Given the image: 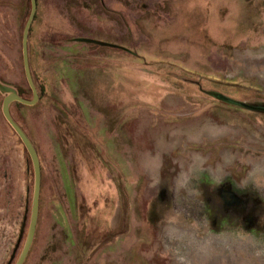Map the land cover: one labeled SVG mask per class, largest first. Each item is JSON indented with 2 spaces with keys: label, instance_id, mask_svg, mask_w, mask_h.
I'll return each instance as SVG.
<instances>
[{
  "label": "rangeland",
  "instance_id": "1",
  "mask_svg": "<svg viewBox=\"0 0 264 264\" xmlns=\"http://www.w3.org/2000/svg\"><path fill=\"white\" fill-rule=\"evenodd\" d=\"M23 2L0 0L16 88ZM31 29L42 95L11 108L43 173L24 264H264V0H38ZM4 96L0 264H15L35 176Z\"/></svg>",
  "mask_w": 264,
  "mask_h": 264
},
{
  "label": "water",
  "instance_id": "2",
  "mask_svg": "<svg viewBox=\"0 0 264 264\" xmlns=\"http://www.w3.org/2000/svg\"><path fill=\"white\" fill-rule=\"evenodd\" d=\"M38 0H31L30 3V13L28 20L25 22L23 37H22V51H23V64L25 68V76L27 82L31 88L32 99L25 98L18 93V89L11 84H7L0 80V92L4 94L2 113L5 119L9 122L11 128L17 133V135L22 140L28 154L31 158V163L34 170V192L32 196V209L30 213L29 230L27 231L26 239L23 248L20 251L18 259L15 264H24L29 254L30 248H32L35 232L37 231L38 216L40 214V196H41V186H42V167L40 155L33 144L34 142L28 136L26 131L20 126V124L13 118L11 114V104L15 101L27 104L29 106L35 105L39 100L38 88L32 76V70L29 61V48H28V38L30 34V28L35 15L37 12ZM247 106V104H245Z\"/></svg>",
  "mask_w": 264,
  "mask_h": 264
},
{
  "label": "trees",
  "instance_id": "3",
  "mask_svg": "<svg viewBox=\"0 0 264 264\" xmlns=\"http://www.w3.org/2000/svg\"><path fill=\"white\" fill-rule=\"evenodd\" d=\"M30 3H31V0H24V2H23V4L25 5V7L29 10L30 9ZM30 13V12H29ZM28 17H29V15H28ZM35 17H36V15H35ZM31 28H30V34H31ZM30 34H29V36H30ZM29 44V43H28ZM29 48V47H28ZM29 55H30V52H29ZM28 55V56H29ZM29 60H30V58H29ZM30 67H31V65H30ZM31 70H32V76H33V79H34V81H35V84H36V86H37V88L38 89H41L40 88V86H39V84L36 82V80H35V78H34V75H33V69H32V67H31ZM18 90V93L21 95V96H23V97H25V98H29V99H32V92H31V88H30V86H29V84H28V82L26 81V86L25 87H21V88H17ZM39 95H40V97H41V95H42V90L41 91H39ZM38 105V103L36 104V105H34V106H29V105H27V104H23V103H20V102H17V101H15V102H13L12 104H11V107H10V110H11V108L12 107H15L16 109H17V111H20V110H25V109H32V108H34V107H36ZM12 114V113H11ZM12 116H13V118L20 124V126L25 130V128L23 127V123L19 120V119H17L13 114H12ZM26 131V130H25ZM26 133L28 134V132L26 131ZM28 136L31 138V136L28 134ZM31 140H32V138H31ZM33 141V140H32ZM34 142V141H33ZM34 144V143H33ZM35 145V144H34ZM36 147V146H35ZM39 153V152H38Z\"/></svg>",
  "mask_w": 264,
  "mask_h": 264
},
{
  "label": "crops",
  "instance_id": "4",
  "mask_svg": "<svg viewBox=\"0 0 264 264\" xmlns=\"http://www.w3.org/2000/svg\"><path fill=\"white\" fill-rule=\"evenodd\" d=\"M252 108H256V107H252ZM264 111V110H263ZM68 168V167H67ZM69 174H70V170H69ZM42 177H43V173H42ZM62 178H63V176H62ZM70 178H71V175H70ZM61 181H62V186H63V188H64V190H65V192L67 193V190H66V187H65V182H64V180L63 179H61ZM71 182V181H70ZM70 187V186H69ZM41 196H42V186H41ZM68 197V196H67ZM66 197V198H67ZM68 200V199H67ZM68 204H69V201H68ZM69 207V206H68ZM62 208L60 207V210H61ZM60 210H59V212H60ZM62 212H63V210H62ZM40 214H41V200H40ZM40 219V217L38 216V224H37V231H38V228H39V220ZM62 228V227H61ZM37 231L35 232V237H34V239L36 238V233H37ZM33 244H34V242H33ZM33 246V245H32ZM31 249V248H30Z\"/></svg>",
  "mask_w": 264,
  "mask_h": 264
},
{
  "label": "flooded vegetation",
  "instance_id": "5",
  "mask_svg": "<svg viewBox=\"0 0 264 264\" xmlns=\"http://www.w3.org/2000/svg\"><path fill=\"white\" fill-rule=\"evenodd\" d=\"M257 109V108H256ZM259 110H264V107L263 108H261V109H259Z\"/></svg>",
  "mask_w": 264,
  "mask_h": 264
}]
</instances>
